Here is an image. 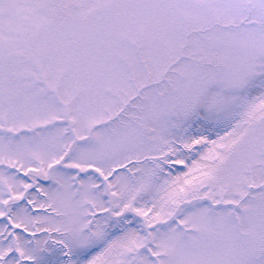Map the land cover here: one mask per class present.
Returning <instances> with one entry per match:
<instances>
[{"label":"snow or ice","instance_id":"1","mask_svg":"<svg viewBox=\"0 0 264 264\" xmlns=\"http://www.w3.org/2000/svg\"><path fill=\"white\" fill-rule=\"evenodd\" d=\"M0 264H264V0H0Z\"/></svg>","mask_w":264,"mask_h":264}]
</instances>
